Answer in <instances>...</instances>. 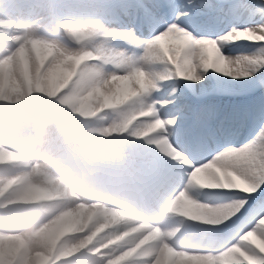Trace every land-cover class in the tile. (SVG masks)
Wrapping results in <instances>:
<instances>
[{
	"label": "clouds",
	"instance_id": "obj_1",
	"mask_svg": "<svg viewBox=\"0 0 264 264\" xmlns=\"http://www.w3.org/2000/svg\"><path fill=\"white\" fill-rule=\"evenodd\" d=\"M145 7L0 0V264H264V123L236 146L183 91L264 79V28L211 39Z\"/></svg>",
	"mask_w": 264,
	"mask_h": 264
},
{
	"label": "snow or ice",
	"instance_id": "obj_2",
	"mask_svg": "<svg viewBox=\"0 0 264 264\" xmlns=\"http://www.w3.org/2000/svg\"><path fill=\"white\" fill-rule=\"evenodd\" d=\"M146 7L144 9V12L148 16H155L156 19L164 20L162 15L160 14L162 9H167L170 12L174 13V18L170 21H166L167 23H176L180 27L184 26V18L188 17L190 14V11L192 12H198L200 14L205 13H214L215 18L217 20H223L228 18H235L240 19L241 17H247V21L245 26L242 27H236L237 30L242 31L244 27H250L259 25L260 27L264 28V9L259 10H253L248 5H245L240 2H234V0H226L225 3H221L219 5L214 4L211 2V0H181V3H177V0H163V3H154L152 0H144ZM165 21V20H164ZM231 30V29H230ZM226 34V32L224 33ZM182 35V34H181ZM205 37L211 38V39H217L219 35L213 37L210 35H203ZM242 41H252V40H242ZM241 41H236V43ZM250 44H253L249 42ZM210 50L211 53L210 54ZM208 56H209V63L207 65V71H212V64L211 59L214 56L213 49L208 50ZM189 67L193 68L195 71H199L197 69L196 65L189 61ZM217 75H222L221 72H218ZM224 78H230L232 77L225 76ZM241 79H251L248 76L241 77ZM260 85H264V79L257 80ZM264 197V191L260 193L259 197H255V199ZM251 207V205L249 206Z\"/></svg>",
	"mask_w": 264,
	"mask_h": 264
},
{
	"label": "bare ground",
	"instance_id": "obj_3",
	"mask_svg": "<svg viewBox=\"0 0 264 264\" xmlns=\"http://www.w3.org/2000/svg\"><path fill=\"white\" fill-rule=\"evenodd\" d=\"M249 1H251V0H234V2H240V3H243L245 5H247ZM211 2L214 3V4L219 5L221 3H225L226 0H211ZM160 14L163 16V12H160ZM215 15L216 14H214V13H205V14L198 13L197 15H194L193 12H192L191 14H189L188 17L184 18V25L187 26V25H191V24H194V23H208V24H210V23L214 22V20H217L215 18ZM242 19H244V21H246L247 17L246 16L245 17H241L240 19L228 18V19H223V20H217V22L221 21V23L223 25H225L227 23L226 21H230L231 20L230 23L234 24L235 27H242V26H245V24L244 25L241 24L242 21H243ZM139 26L140 25L138 24V27ZM195 27L198 30L200 29V31H203V32H211L210 30L207 29V27H201V25H197ZM218 35H221V34H218ZM249 42L256 43L254 41H241V42H238L236 44L229 45L228 47H226L224 49V51H225L226 54H234L236 52H241V51H245V52L252 51V50H254L255 45L250 44ZM210 54H212L211 50H210ZM253 78H255V77H253ZM253 78H251V79H253ZM221 79H222V77L217 79L215 74L209 73L205 84L203 86H201V85H197L196 86V89H197L196 94L200 95V96H196L194 99H191L189 91L187 93L184 92V94H185L184 103L188 106V109L190 110V112H189L190 118L193 117V114L195 112L194 111L195 110V107H194L195 105L203 103V102H205V103L210 102L209 99L213 98V96H212V94L208 95L206 93L209 92V90L211 89L212 82H215L217 80L219 81ZM230 80H232V79H230ZM232 81L236 82L237 80H232ZM242 81H243V83H247V82L250 81V79H242ZM200 92L203 93V94H201ZM240 93H238V94H240ZM191 102L194 103V106H192V107H191V104H190ZM258 108H259V106H258ZM238 115H237V117H238ZM200 125L202 127L204 126L203 124H200ZM213 126H215V128L218 127L216 125H213ZM233 134H234V132L232 134L227 135V136H232Z\"/></svg>",
	"mask_w": 264,
	"mask_h": 264
},
{
	"label": "rangeland",
	"instance_id": "obj_4",
	"mask_svg": "<svg viewBox=\"0 0 264 264\" xmlns=\"http://www.w3.org/2000/svg\"><path fill=\"white\" fill-rule=\"evenodd\" d=\"M207 27H209V26H207ZM191 28H192V27H191ZM231 28H232V27H228L227 29L223 30L221 33L224 34L225 32L229 31ZM196 35H201V34H200V33H196ZM215 36H217V35H215ZM213 37H214V36H213ZM236 53H237V52H236ZM234 54H235V53H234ZM220 78H221V77H220ZM257 80H258V78L255 77V78H253V79H250L249 82H247V83H243L242 79H241V80H237L236 82H233L232 80H230V78H224V77H222L221 80L216 81L217 84H219V87H220V88H217L218 86L215 85V86L212 87L210 90H211V91H216V94H218V95L227 96V95H229L230 92H237L238 90H244V89H246V88L251 89V88L255 87V86L257 85V83H258V82H256ZM231 88H232V89H231ZM196 90H197V89H195V91H196ZM222 99H224V98L222 97ZM261 123H264V119H261V120H260V122H259V124H258V126H257V130H258L259 125H260ZM254 133H255V131H254L251 135H253ZM249 138H251V136H250ZM249 138H248V139H249ZM248 139H247V140H248ZM247 140H246V141H247ZM246 141H245V142H246ZM245 142H243V143H245ZM243 143H240V144H243ZM240 144H237L236 146H239Z\"/></svg>",
	"mask_w": 264,
	"mask_h": 264
}]
</instances>
